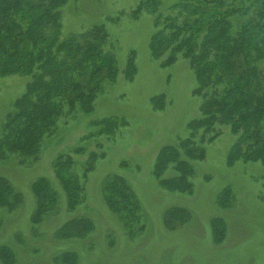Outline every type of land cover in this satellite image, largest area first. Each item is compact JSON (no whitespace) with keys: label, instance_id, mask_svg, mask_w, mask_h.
<instances>
[{"label":"rangeland","instance_id":"obj_1","mask_svg":"<svg viewBox=\"0 0 264 264\" xmlns=\"http://www.w3.org/2000/svg\"><path fill=\"white\" fill-rule=\"evenodd\" d=\"M140 1L65 0L60 7V38L101 27L117 74L114 82L103 81L90 112L76 108L44 136L36 161L20 165L16 155L0 158V177L13 186L0 203V264H91L94 258L107 264H264V167L259 161L227 162L237 137L227 125L215 127L219 133L203 144L202 159H186L192 168L186 189L162 182L177 176L171 165L160 176L155 173L161 149L177 145L189 134L188 123L200 117L201 98L192 94L196 80L186 59L178 56L162 65L165 56L151 57L155 15L138 10ZM172 1L162 0L158 12ZM31 78L0 76V136ZM108 118L118 121L112 135L86 137L94 123ZM92 151L97 157L81 201L71 210L53 161L70 155L80 174ZM113 175L125 179L139 204L132 231L102 199V184ZM40 177L50 180L58 201L33 220L31 185ZM80 216L92 221L90 231L82 236L58 232Z\"/></svg>","mask_w":264,"mask_h":264},{"label":"trees","instance_id":"obj_2","mask_svg":"<svg viewBox=\"0 0 264 264\" xmlns=\"http://www.w3.org/2000/svg\"><path fill=\"white\" fill-rule=\"evenodd\" d=\"M161 2L141 0L138 6L155 15L151 57L165 56L162 65L174 63L178 56L186 59L196 80L192 94L201 103L200 117L188 123L189 134L159 152L156 175L171 165L177 176L162 182L170 189H186L184 179L192 173L186 159L203 158V144L218 135L217 125H227L237 136L228 163L259 161L264 167V0H173L164 12H158ZM64 3L0 0V76L32 75L14 100L0 136V158L16 155L20 165L36 161L44 136L56 130L58 121L71 116L76 108L90 112L103 81L116 78L115 56L105 49L107 37L101 27L60 38ZM117 126L113 118L98 121L86 137L112 135ZM95 153H89L80 174L74 172L70 155H58L53 161L55 177L71 210L81 201ZM12 187L7 178L0 177V203ZM31 191L36 199V220L57 203L58 194L45 177L36 179ZM102 199L125 230L132 231L139 204L122 176L104 180ZM92 228V221L80 216L68 220L58 232L82 236Z\"/></svg>","mask_w":264,"mask_h":264},{"label":"flooded vegetation","instance_id":"obj_3","mask_svg":"<svg viewBox=\"0 0 264 264\" xmlns=\"http://www.w3.org/2000/svg\"><path fill=\"white\" fill-rule=\"evenodd\" d=\"M101 260L103 262V259L102 258H94V259H91L90 261H92L91 264H107V263L100 262Z\"/></svg>","mask_w":264,"mask_h":264}]
</instances>
